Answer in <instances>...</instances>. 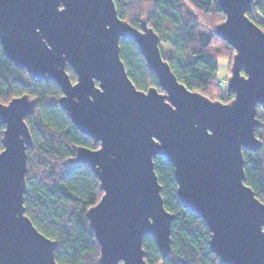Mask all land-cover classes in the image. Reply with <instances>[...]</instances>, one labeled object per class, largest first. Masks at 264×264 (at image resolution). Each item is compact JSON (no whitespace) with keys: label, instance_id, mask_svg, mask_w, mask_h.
<instances>
[{"label":"water","instance_id":"1","mask_svg":"<svg viewBox=\"0 0 264 264\" xmlns=\"http://www.w3.org/2000/svg\"><path fill=\"white\" fill-rule=\"evenodd\" d=\"M218 3L225 19L215 33L235 50L226 86L235 99L228 103L181 83L154 29L120 18L114 0H0L7 58L38 80L54 81L61 108L99 144L78 147L71 162L90 165L103 192L87 212L100 264H148L146 236L168 258L175 216L164 205L159 156L174 166L180 202L204 220L222 264H264V204L246 183L243 155L261 146L264 31L247 16L252 0ZM122 39L138 44L163 92L137 89L121 59ZM34 108L27 95L0 102V264H58L56 242L24 206L27 150L34 145L26 118Z\"/></svg>","mask_w":264,"mask_h":264},{"label":"trees","instance_id":"2","mask_svg":"<svg viewBox=\"0 0 264 264\" xmlns=\"http://www.w3.org/2000/svg\"><path fill=\"white\" fill-rule=\"evenodd\" d=\"M118 15L135 28L146 22L160 37L163 58L178 80L188 89L225 103V81L219 79L220 61L230 65L235 50L215 33L225 15L218 0H114ZM256 14L261 21L257 23ZM247 16L264 31L262 0H252ZM121 59L137 89L156 87L157 76L148 69L137 43L122 39ZM73 82L77 77L68 67ZM227 86V84H226ZM27 95L35 100L33 114L26 118L33 147L27 150L26 215L46 237L56 242L58 264H100V247L87 218L88 210L101 199L99 179L88 164L72 163L78 147L98 149L99 144L82 134L59 104L63 96L54 81L38 80L7 58L0 44V102ZM261 125L256 152L243 150L246 183L264 204V108L258 106ZM4 126L0 124V151L4 149ZM162 185L165 208L175 219L171 230V251L163 259L155 239L146 236L143 248L148 264H222L210 247V231L204 220L180 202L174 166L165 158L154 160Z\"/></svg>","mask_w":264,"mask_h":264},{"label":"rangeland","instance_id":"3","mask_svg":"<svg viewBox=\"0 0 264 264\" xmlns=\"http://www.w3.org/2000/svg\"><path fill=\"white\" fill-rule=\"evenodd\" d=\"M262 4L264 6V0H262ZM256 20H257V23H260L261 18L259 16V14H256ZM229 67H230V65L228 63H226L225 61H220V64H219V79L222 80V81L223 80L225 81V87L224 88H226L227 80L231 76Z\"/></svg>","mask_w":264,"mask_h":264},{"label":"snow or ice","instance_id":"4","mask_svg":"<svg viewBox=\"0 0 264 264\" xmlns=\"http://www.w3.org/2000/svg\"><path fill=\"white\" fill-rule=\"evenodd\" d=\"M61 11H63V9H61ZM235 99V98H234ZM261 227H264V224H261L258 228V231L260 230Z\"/></svg>","mask_w":264,"mask_h":264}]
</instances>
